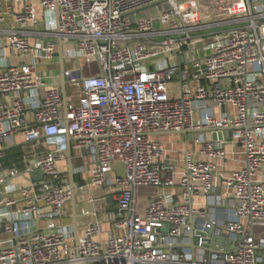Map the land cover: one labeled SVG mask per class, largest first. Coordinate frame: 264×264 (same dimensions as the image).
I'll list each match as a JSON object with an SVG mask.
<instances>
[{
	"label": "built area",
	"instance_id": "1",
	"mask_svg": "<svg viewBox=\"0 0 264 264\" xmlns=\"http://www.w3.org/2000/svg\"><path fill=\"white\" fill-rule=\"evenodd\" d=\"M0 264H264V0H0Z\"/></svg>",
	"mask_w": 264,
	"mask_h": 264
},
{
	"label": "crops",
	"instance_id": "2",
	"mask_svg": "<svg viewBox=\"0 0 264 264\" xmlns=\"http://www.w3.org/2000/svg\"><path fill=\"white\" fill-rule=\"evenodd\" d=\"M170 137L168 135H164L161 137L162 141H164L165 143L169 144L171 143V141H169L167 138ZM45 142H41V144H39L36 147H31L28 145H24V144H20L18 146H14L11 148L6 149L5 152H8L12 149H18V152L20 153V158L17 162L13 163L12 165H16L20 171H23L25 169V165L22 163L21 158L24 156H27L29 159V164H32L33 159L39 154L41 153L43 150H45ZM74 165H81L82 162L80 161H73ZM11 166V165H10ZM67 163L63 165V167H66ZM76 179L78 180V178L76 177ZM21 180V179H20ZM21 181H24V179H22ZM100 194V193H99ZM78 199H80L78 201ZM85 200L86 198L83 197H79L76 198V212L78 215V219H77V237L80 236L82 230L84 229L85 225L91 221H95V220H102L104 222V214H99L97 217H93V216H89V217H85L83 215H81V210H87V211H91L92 207L87 204H85ZM79 202V204H78ZM98 205H100L101 207H104V204L99 202ZM65 225L70 226L72 229V219H71V207L69 204V219L62 221ZM103 230L106 231L108 230V225L106 223L103 224ZM73 232V231H72ZM105 236V235H104ZM104 236H102L104 238Z\"/></svg>",
	"mask_w": 264,
	"mask_h": 264
},
{
	"label": "water",
	"instance_id": "3",
	"mask_svg": "<svg viewBox=\"0 0 264 264\" xmlns=\"http://www.w3.org/2000/svg\"><path fill=\"white\" fill-rule=\"evenodd\" d=\"M57 47H58V51L55 54V56L52 59V63L53 64H58L59 66V74H60V78L59 81L55 84H53L54 86H58L61 89L62 92V96L63 99L65 98V81L62 77V73L64 71V64H63V48H62V44L60 42H57ZM224 136H230V131H223ZM183 134H190L187 132H183ZM219 139L222 137L221 132H219L218 134ZM208 137V136H207ZM70 140L67 139V147H66V158H67V175H68V179H69V189H70V193H71V199H70V207H71V219H72V231H73V235L74 238L77 239V219H78V215H77V210H76V197H75V188H74V175H73V162H72V153H71V149H70ZM35 175L37 177H35ZM30 179L34 182H37L40 180V175L38 172H32L29 174ZM108 202L113 205V200L112 198L108 199ZM220 241V240H219Z\"/></svg>",
	"mask_w": 264,
	"mask_h": 264
},
{
	"label": "rangeland",
	"instance_id": "4",
	"mask_svg": "<svg viewBox=\"0 0 264 264\" xmlns=\"http://www.w3.org/2000/svg\"><path fill=\"white\" fill-rule=\"evenodd\" d=\"M150 14H154V10H151ZM77 65V62L74 60L71 61H65V69L68 70H73L75 68V66ZM82 66L84 67V75H88L91 73H88V66H86L85 64H82ZM90 69L93 70V74L98 73V68L96 67V65L92 64L90 66ZM47 71L51 74H53L54 76H58L59 75V67L56 64H51L47 67ZM51 81V80H50ZM67 93L70 95L71 94V90H67ZM190 135H184V134H180V135H170V137H168L167 139L171 142H176L178 145H182L185 140L187 139V141H191L190 139ZM63 170H67L66 167H63ZM156 189H141L139 191V195L142 197H152L156 194ZM80 199H78L79 201ZM79 204V202H78Z\"/></svg>",
	"mask_w": 264,
	"mask_h": 264
},
{
	"label": "trees",
	"instance_id": "5",
	"mask_svg": "<svg viewBox=\"0 0 264 264\" xmlns=\"http://www.w3.org/2000/svg\"><path fill=\"white\" fill-rule=\"evenodd\" d=\"M20 158V153L18 152V149H12L8 152H5V158L3 160V163L6 166H10L13 163L17 162ZM76 177L74 178V182H76Z\"/></svg>",
	"mask_w": 264,
	"mask_h": 264
}]
</instances>
